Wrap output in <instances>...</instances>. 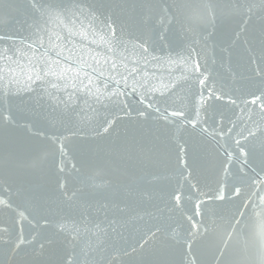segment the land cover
<instances>
[{
	"label": "water",
	"instance_id": "water-1",
	"mask_svg": "<svg viewBox=\"0 0 264 264\" xmlns=\"http://www.w3.org/2000/svg\"><path fill=\"white\" fill-rule=\"evenodd\" d=\"M0 264H264V0H0Z\"/></svg>",
	"mask_w": 264,
	"mask_h": 264
},
{
	"label": "snow or ice",
	"instance_id": "snow-or-ice-1",
	"mask_svg": "<svg viewBox=\"0 0 264 264\" xmlns=\"http://www.w3.org/2000/svg\"><path fill=\"white\" fill-rule=\"evenodd\" d=\"M108 27L111 28V24H108ZM143 50H144L145 52L148 51V49H147L146 47H144ZM113 67H115V65H113ZM200 83L203 84L204 81L201 80ZM253 102H255V101H253ZM141 115H143V113H141ZM172 115H182V113H175V112H174V113H172ZM237 146L239 147V142H237ZM241 152L243 153V149H241ZM234 192H235L236 195H239L240 192H241V189H240L239 187H235V186H234ZM217 198L222 200L224 197H223V196H218Z\"/></svg>",
	"mask_w": 264,
	"mask_h": 264
}]
</instances>
